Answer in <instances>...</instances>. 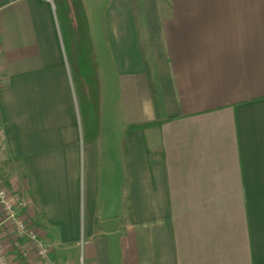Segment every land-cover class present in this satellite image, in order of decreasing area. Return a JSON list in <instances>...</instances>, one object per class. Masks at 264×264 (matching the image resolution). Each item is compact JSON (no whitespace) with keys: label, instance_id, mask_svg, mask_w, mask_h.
I'll use <instances>...</instances> for the list:
<instances>
[{"label":"crops","instance_id":"1","mask_svg":"<svg viewBox=\"0 0 264 264\" xmlns=\"http://www.w3.org/2000/svg\"><path fill=\"white\" fill-rule=\"evenodd\" d=\"M79 1L98 132L72 2L0 0V162L55 263L264 264V0Z\"/></svg>","mask_w":264,"mask_h":264},{"label":"built area","instance_id":"2","mask_svg":"<svg viewBox=\"0 0 264 264\" xmlns=\"http://www.w3.org/2000/svg\"><path fill=\"white\" fill-rule=\"evenodd\" d=\"M27 206L24 198L13 196L7 183L0 176V264H16L2 236L4 227L11 230L14 240L18 243L15 257L28 261L35 256L40 264H56L51 257L49 247L41 242L34 224L23 217L22 210Z\"/></svg>","mask_w":264,"mask_h":264},{"label":"trees","instance_id":"3","mask_svg":"<svg viewBox=\"0 0 264 264\" xmlns=\"http://www.w3.org/2000/svg\"><path fill=\"white\" fill-rule=\"evenodd\" d=\"M72 2V10L76 21V26L70 21V13L68 11L64 10H58V14H62V17L66 20L67 26L69 28V34L71 36V39L73 42L80 48L84 49L80 53L81 66L79 67L80 74L83 77L84 80L87 81L86 85H89L91 94L93 95L95 99V124H96V131L98 132V124L99 122V101H100V83L97 73V64H96V55L92 50V42L89 38V35L87 33V23L86 19L84 17L82 4L79 0H70ZM84 27V31H83ZM84 42H88L89 50H86V45ZM161 90L158 85L153 86V100L155 109L158 113V110L163 107V103L161 102ZM163 122H152L148 124H138V125H132L130 127V130L137 129V128H147L150 127L151 124L154 126H161ZM97 135V133H96ZM95 135V136H96Z\"/></svg>","mask_w":264,"mask_h":264},{"label":"rangeland","instance_id":"4","mask_svg":"<svg viewBox=\"0 0 264 264\" xmlns=\"http://www.w3.org/2000/svg\"><path fill=\"white\" fill-rule=\"evenodd\" d=\"M66 49H67V52H66ZM66 49H65V47H64V51H65V55H66V59H67V55H68V58H69V60H70V64H73V56L75 55V53H74V50H73V47H71V45H70V43L68 42V40L66 41ZM68 61V60H67ZM71 68V70H70V72L72 71V75H71V77H72V83H73V89L74 90H76L77 91V93H78V96H79V103H80V107H82V109H84V106H85V103H86V99L83 97V94H82V90H83V87H85L86 85H85V83L83 84V82H82V76H81V74L79 73L78 74V70H77V68H76V66H70ZM88 106V105H87ZM89 107L91 108V105H89ZM4 166H3V164L0 162V176H1V178L2 179H4L5 180V182L7 183V185H8V187H9V189H10V191L12 192V194H16L15 192H14V190H12L13 188H12V185H11V181H10V172H8V171H6L4 168H3ZM12 170V169H11ZM10 170V171H11ZM16 173V172H15ZM14 173V174H15ZM20 193V192H19ZM18 194V193H17ZM18 195H21V194H18ZM8 236H10V234H8ZM12 236H13V234H12ZM41 238V237H40ZM13 239H14V237H13ZM42 240V239H41ZM5 244H6V241H5ZM11 250H12V248H11ZM16 252H14V254L15 253H17V249L15 250ZM10 256H12V260L14 261V259H16V257L12 254V255H10ZM21 260V259H20ZM19 260V261H20ZM36 262H37V264H40V263H38V260H36ZM21 264H22V262H21Z\"/></svg>","mask_w":264,"mask_h":264}]
</instances>
